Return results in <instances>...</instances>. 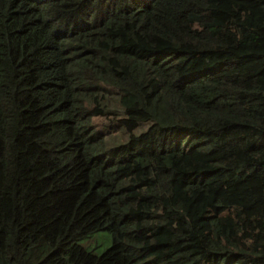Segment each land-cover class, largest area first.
Listing matches in <instances>:
<instances>
[{
    "label": "trees",
    "instance_id": "1",
    "mask_svg": "<svg viewBox=\"0 0 264 264\" xmlns=\"http://www.w3.org/2000/svg\"><path fill=\"white\" fill-rule=\"evenodd\" d=\"M0 264H264V0H0Z\"/></svg>",
    "mask_w": 264,
    "mask_h": 264
},
{
    "label": "rangeland",
    "instance_id": "2",
    "mask_svg": "<svg viewBox=\"0 0 264 264\" xmlns=\"http://www.w3.org/2000/svg\"><path fill=\"white\" fill-rule=\"evenodd\" d=\"M118 122V121H117ZM109 123L106 121V120H104V119H95V121H94V125L97 127V131L98 132H105V127L108 125ZM121 130H123V131H125L124 130V128H121ZM109 138V137H108ZM128 139L126 138H124L123 137V135L121 134V135H119V138H118V141L116 142V144L117 145H119V144H123V143H125L126 141H127ZM98 239L97 238H95V237H91L90 239H88V240H85L84 242H83V245L85 246V247H87L89 250H93L94 248H96L97 246H96V241H97Z\"/></svg>",
    "mask_w": 264,
    "mask_h": 264
}]
</instances>
